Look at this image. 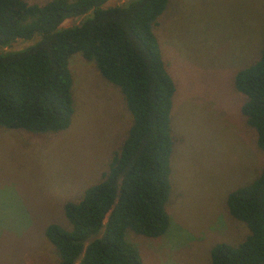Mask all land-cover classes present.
<instances>
[{"label":"rangeland","instance_id":"rangeland-1","mask_svg":"<svg viewBox=\"0 0 264 264\" xmlns=\"http://www.w3.org/2000/svg\"><path fill=\"white\" fill-rule=\"evenodd\" d=\"M158 21L155 33L175 85L170 221L159 237L130 230L125 237L142 264H211L214 244L237 245L249 233L230 215L226 199L252 182L264 163L255 131L240 112L244 97L233 86L236 71L260 56L264 0H170ZM37 38L0 46V52ZM68 65L75 109L67 129L44 135L0 127V264H58L45 226H68L64 203L78 201L100 180L126 132L130 115L119 88L79 52Z\"/></svg>","mask_w":264,"mask_h":264},{"label":"trees","instance_id":"trees-1","mask_svg":"<svg viewBox=\"0 0 264 264\" xmlns=\"http://www.w3.org/2000/svg\"><path fill=\"white\" fill-rule=\"evenodd\" d=\"M108 1L0 0V46L38 37L0 52V127L44 135L67 129L75 109L68 62L76 52L119 88L130 115L100 180L78 201L64 203L68 226L50 222L44 228L58 264H142L126 231L155 238L169 227L175 85L155 28L170 0ZM78 16V24L62 26ZM233 86L264 153V43L259 58L236 71ZM226 205L249 233L237 245L214 244L211 264H264V163L252 182L227 195Z\"/></svg>","mask_w":264,"mask_h":264}]
</instances>
